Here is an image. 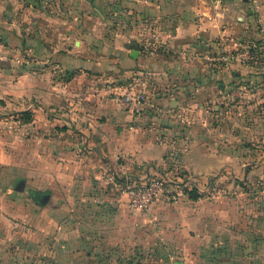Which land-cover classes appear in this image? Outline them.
Returning <instances> with one entry per match:
<instances>
[{"label": "crops", "instance_id": "1", "mask_svg": "<svg viewBox=\"0 0 264 264\" xmlns=\"http://www.w3.org/2000/svg\"><path fill=\"white\" fill-rule=\"evenodd\" d=\"M219 2L0 0V53L16 51L32 62L30 71L24 65L0 74L15 73L16 107L30 113L22 122L33 129L31 150L17 152L16 171L23 173L11 189L13 172L0 150L6 166L0 172L1 229L15 222L31 228L21 230L24 238L47 239L49 264H120L118 250L140 242L154 253L149 264H175L181 262L176 254L203 251L208 262L238 253V260L211 264H264L263 232L253 244L242 218L239 233L226 231L230 212L223 208L234 202L205 200L200 193L210 179L253 165L222 105L264 85V53L244 51L251 41L232 39L225 20L231 6L224 4L223 12ZM260 7L264 18V3ZM239 27L247 37L249 25ZM259 43L264 51V40ZM148 44L156 47L151 55L143 49ZM239 47L243 61L232 56ZM214 53L232 57L213 66L207 55ZM145 71L146 88L133 86L139 101L119 102L135 74ZM3 93L0 112L8 108ZM263 111L256 109L251 120L258 123ZM245 126L253 132L254 123ZM258 159L264 171V153ZM155 175L183 182L181 198L162 195L148 211L130 209L124 185ZM191 189L197 199L189 197ZM34 193H47V202L39 205ZM235 235L240 245L229 247L227 239ZM205 239L212 243L202 246Z\"/></svg>", "mask_w": 264, "mask_h": 264}, {"label": "rangeland", "instance_id": "2", "mask_svg": "<svg viewBox=\"0 0 264 264\" xmlns=\"http://www.w3.org/2000/svg\"><path fill=\"white\" fill-rule=\"evenodd\" d=\"M261 3H264V0H256V2L253 0H220V7H217L224 12V4L231 6L230 9L227 7L225 10L227 15L225 20L232 28V33H230L232 35V39L237 42V44H244L245 39L251 41L248 42V46L243 47V50L245 51L247 48L249 53H254V51L258 49V51H256L258 55L259 53H264V51L260 49L263 45L259 43L261 40H264V18H262L261 13ZM241 23L249 25V27H246L248 32L244 31V34H248L247 37L243 36L240 31L241 27L239 26ZM260 32H262L263 35H259ZM257 33H259L258 38L260 39H257ZM241 50L242 47H239V49L235 48L234 51L237 52H232L234 59L239 57V60L243 61L244 53ZM9 53L12 54L10 61L0 60L1 74H4V71L16 72L18 71V67H23L24 65V70L26 69L27 71H30L32 69V62L28 61L25 63L21 60L23 57L22 53H17L16 51ZM15 55L21 56V58L16 60L14 58ZM1 74L0 92L3 91V94L6 95L4 102L6 101V103H8V108H2L0 112V150L8 156L5 157L4 155L5 159L8 158L7 168L9 171L13 172V176L10 175L7 179L8 187L11 189L13 188V183L18 175L23 173V171H16L15 161L17 152L21 149L24 152L31 150L32 142L30 136L33 129L30 121L22 122L23 115L21 114H23V112L19 111L16 107L19 106L17 104L19 96L16 94L17 78L15 73L11 76L5 75V78H2ZM245 83V86L250 85L249 81ZM245 100L248 102L245 103ZM228 102L229 103L222 105V108L228 111L226 114V117L228 118L225 119L230 125L229 129L231 133L241 137L242 146L246 147L248 150V162L253 165H250L249 167H242L239 173H230L225 176H220V181L217 180L219 176L214 177L212 180L210 179L209 183H211L209 184V188L207 189L201 187L200 193L202 195L201 197L205 198V200L227 198L228 200H231V204L234 202V204L230 207L223 208L230 212L229 221L231 223L226 225V231H232L234 234L239 233L240 229L244 228V224H246L247 231L252 235L253 240L251 241L254 244L256 242V233L263 232L264 235V171L261 170V161L258 159L259 153H264V131L261 128V120L264 119V111L258 118V123H255V121L251 119H253L252 112H255L256 109L264 107V85L258 90V92L256 91L255 94L254 91L250 92L248 90L244 96L234 95L228 100ZM247 123H254L253 132L250 133V129L246 128L245 124ZM3 164L4 163L0 162V172H2L6 167ZM246 170L248 172H246ZM250 170L253 171L250 173ZM164 185L167 190L165 193L167 199L171 196H175L176 200L181 198L180 194H176L177 187L181 189L183 182L181 183V181H178L174 176H170L169 179L165 178ZM0 186H2L1 181ZM185 188L187 187H183V189ZM32 192L33 190L29 189L27 194L32 195ZM29 199L33 202L32 196ZM5 217L6 216L4 215V217L1 218ZM240 218L246 220V222L241 226ZM21 230H29V232H31L30 227L27 230V228H22V226L16 225L15 222H10L9 225H7V228L2 227L1 229L0 227V264H49V255L47 253L48 240L43 239L42 241H38L34 238H24V235L21 236ZM4 232L13 233V236L5 237ZM240 240L241 239L235 235L232 239H227L228 242L226 243L229 247L235 246L237 248L240 245ZM200 242L203 246V244L208 245L209 242L212 243V240L205 239ZM142 243L143 242L136 243L137 245L130 247L129 251L126 249H119L118 251H122L121 255H115L114 259H116V261L120 264L151 263L150 257L154 253H150V250L141 249L143 246ZM223 244H225V242L221 245ZM198 252H200V250ZM124 254H127V256H124ZM238 257V253L236 255L233 253L230 255L220 254L215 260L208 262V254L203 251L200 255L176 254L173 259L175 261H181L185 264H211V262L213 263L219 259H227L230 261L238 260ZM250 257L251 256L248 257L249 261L252 260V258H255V255L251 258ZM262 257L264 258V255H262ZM50 258H52V256H50Z\"/></svg>", "mask_w": 264, "mask_h": 264}, {"label": "built area", "instance_id": "3", "mask_svg": "<svg viewBox=\"0 0 264 264\" xmlns=\"http://www.w3.org/2000/svg\"><path fill=\"white\" fill-rule=\"evenodd\" d=\"M143 49L145 53L151 55L156 50V47L152 44H148L144 45ZM11 57L12 54H8L6 51L0 53V60L10 61ZM14 58L19 60L21 56L15 55ZM230 58V55L224 54L214 53L212 55H207V59L213 64V66H217ZM149 77L150 73L147 71L135 74L133 77V85H130L122 95L116 97L117 100L122 104H128L133 101L138 102L141 92L134 93L133 86L140 85L141 90L145 89ZM164 181L165 178L162 176H149L141 181L127 182L124 185L123 190L127 197V206L134 211H148L162 195H165L167 190ZM168 200L175 201L176 197L171 196Z\"/></svg>", "mask_w": 264, "mask_h": 264}, {"label": "water", "instance_id": "4", "mask_svg": "<svg viewBox=\"0 0 264 264\" xmlns=\"http://www.w3.org/2000/svg\"><path fill=\"white\" fill-rule=\"evenodd\" d=\"M135 50L131 52L132 56H135ZM22 182V180L20 181ZM21 184V183H20ZM21 187V186H20ZM19 188V187H18ZM33 197L35 199V201L39 204V205H43L47 202L48 200V194L47 193H34ZM175 264H182L181 262H176Z\"/></svg>", "mask_w": 264, "mask_h": 264}, {"label": "trees", "instance_id": "5", "mask_svg": "<svg viewBox=\"0 0 264 264\" xmlns=\"http://www.w3.org/2000/svg\"><path fill=\"white\" fill-rule=\"evenodd\" d=\"M23 120H30L31 119V115L29 112H23ZM187 193L189 194V197L192 199H197L199 194L197 193L196 190L191 189L189 191H187Z\"/></svg>", "mask_w": 264, "mask_h": 264}]
</instances>
